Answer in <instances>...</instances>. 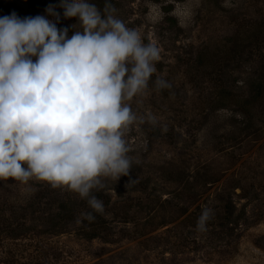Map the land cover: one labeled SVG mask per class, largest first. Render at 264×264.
<instances>
[{
    "label": "rangeland",
    "instance_id": "obj_1",
    "mask_svg": "<svg viewBox=\"0 0 264 264\" xmlns=\"http://www.w3.org/2000/svg\"><path fill=\"white\" fill-rule=\"evenodd\" d=\"M90 2L103 11L106 0ZM110 2L160 49L152 81L172 87L150 82L131 102L159 124L131 127L130 175L94 191L98 237L75 193L0 182V264H264V0ZM59 3L0 0V17H47ZM56 10L71 35L77 19Z\"/></svg>",
    "mask_w": 264,
    "mask_h": 264
},
{
    "label": "clouds",
    "instance_id": "obj_2",
    "mask_svg": "<svg viewBox=\"0 0 264 264\" xmlns=\"http://www.w3.org/2000/svg\"><path fill=\"white\" fill-rule=\"evenodd\" d=\"M57 7L64 19H77L71 35L58 27ZM46 12L0 17V182L75 193L87 201L91 222L104 212L94 191L130 175L131 127L159 124L150 112L138 117L131 102H142L150 82L157 92L172 85L152 81L159 47L118 18L110 0L103 11L90 0H60ZM210 217L203 209L197 229Z\"/></svg>",
    "mask_w": 264,
    "mask_h": 264
},
{
    "label": "trees",
    "instance_id": "obj_3",
    "mask_svg": "<svg viewBox=\"0 0 264 264\" xmlns=\"http://www.w3.org/2000/svg\"><path fill=\"white\" fill-rule=\"evenodd\" d=\"M65 209H66V207H62L59 211V217L63 220L64 219V211H65ZM87 212H90L89 210H87L86 211V213ZM95 215V214H94ZM96 217V216H95ZM67 218V217H66ZM94 221V220H93ZM93 221H91V222H89L88 220H87V222H89L90 223V226H92L93 227V230H92V232H90L89 234H88V237H92V238H94V237H98L100 234H99V230H98V226L93 222Z\"/></svg>",
    "mask_w": 264,
    "mask_h": 264
}]
</instances>
